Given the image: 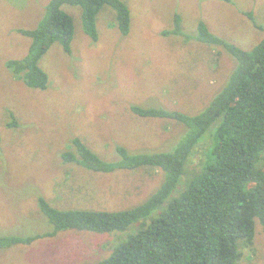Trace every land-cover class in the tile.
Wrapping results in <instances>:
<instances>
[{
  "label": "rangeland",
  "instance_id": "obj_1",
  "mask_svg": "<svg viewBox=\"0 0 264 264\" xmlns=\"http://www.w3.org/2000/svg\"><path fill=\"white\" fill-rule=\"evenodd\" d=\"M124 1L128 34L119 32L115 12L106 6L96 17V41L82 29L81 9L62 6L73 18L71 52L57 42L50 46L39 62L48 76L40 90L14 77L5 61L25 55L29 38L17 29L34 28L49 0H0V236L52 231L39 196L59 209L120 210L142 203L160 185V169L93 172L64 163L60 154L73 137L106 160L115 158L116 145L134 152L168 149L182 126L137 116L130 106L193 114L223 86L232 57L216 45L164 35L175 14L184 33L194 34L203 21L212 34L246 50L264 35L255 25L264 26V0ZM200 151L188 169L197 167ZM136 225L124 231L66 229L39 235L30 244L0 248V264H95ZM237 264H264V228L258 222L252 246L243 249Z\"/></svg>",
  "mask_w": 264,
  "mask_h": 264
},
{
  "label": "trees",
  "instance_id": "obj_2",
  "mask_svg": "<svg viewBox=\"0 0 264 264\" xmlns=\"http://www.w3.org/2000/svg\"><path fill=\"white\" fill-rule=\"evenodd\" d=\"M63 5L81 9L82 29L93 41L98 38L96 17L106 6L114 10L119 32H129L130 12L124 0H49L34 28L17 29L29 38L25 55L5 61L14 77L30 88L47 87L48 76L39 62L53 43L71 52L73 18ZM162 33L221 47L234 61L223 86L193 114L130 106L137 116L170 119L182 126V134L168 149L134 152L116 145L115 158L106 160L73 137L60 154L64 163L103 173L160 169L163 180L142 203L120 210L59 209L39 196V209L53 227L39 235L66 229L124 231L137 224L95 264H237L243 249L252 246L256 222L264 228V35L246 50L212 34L203 21L194 34L184 33L178 14ZM198 147L197 167L188 169ZM180 183V191L172 195ZM39 235H3L0 248L30 244Z\"/></svg>",
  "mask_w": 264,
  "mask_h": 264
}]
</instances>
